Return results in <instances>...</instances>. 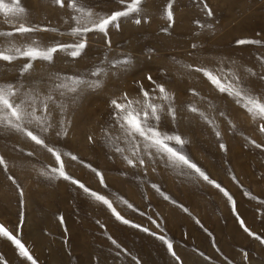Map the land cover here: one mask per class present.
Returning a JSON list of instances; mask_svg holds the SVG:
<instances>
[{
	"label": "rangeland",
	"instance_id": "obj_1",
	"mask_svg": "<svg viewBox=\"0 0 264 264\" xmlns=\"http://www.w3.org/2000/svg\"><path fill=\"white\" fill-rule=\"evenodd\" d=\"M130 2L77 0L73 8L72 0L63 6L55 0H18L23 13L0 11V50L12 49L5 54L86 42L77 57L68 49L51 61L0 60V85H12L18 95L11 99L17 103L31 97L36 114L45 118L43 126L51 125L42 132L36 121L23 122L45 147L0 124V226L25 245L36 264H264V244L255 238L264 239V119H253L196 71L207 69L224 83H242L264 102V0H143L139 12L121 17L106 34H72L88 12L93 19L107 16L126 10ZM169 2L172 22L165 16ZM5 3L13 6V0ZM21 25L41 30L22 34L16 31ZM28 63L32 66L25 70ZM73 79L86 83L73 85ZM91 82L99 86L89 87ZM157 84L169 94L167 101ZM145 91L147 102L162 109L159 130L185 141L182 148L171 146L220 184L231 201L194 170L166 162L155 149L149 155L141 138L126 136L111 102L127 103V96L140 101L133 104L140 109ZM133 144L139 146L137 156ZM49 147L61 154L67 175L105 196L130 223L53 173L60 163ZM160 236L172 243L179 260ZM0 264L32 261L0 236Z\"/></svg>",
	"mask_w": 264,
	"mask_h": 264
},
{
	"label": "snow or ice",
	"instance_id": "obj_2",
	"mask_svg": "<svg viewBox=\"0 0 264 264\" xmlns=\"http://www.w3.org/2000/svg\"><path fill=\"white\" fill-rule=\"evenodd\" d=\"M123 2V0H121ZM55 3L60 4L63 6L64 0H55ZM143 4V0H131V2L127 5L126 10L124 11H113L110 15L107 16H97L96 18H92V13L88 12L84 17L83 21H78V23H82V27H76L72 29L73 35H82L83 33L90 32V31H99L101 33H107V30L110 25H116V22L124 16H128L131 13L139 12L141 10ZM73 8L77 7V0H72L70 5ZM83 12V9H79ZM0 11L4 13H23L24 9L19 6L18 0H13V6L10 7L8 4L5 3V0H0ZM211 11L208 12V15H211ZM165 16L169 22L173 21V8L172 3L166 6L165 9ZM136 23H140V20H137ZM198 23V22H197ZM91 25V26H89ZM41 30L38 28H31L25 27L23 25L19 26L16 31L24 34L29 33L32 31ZM44 31H54V29H42ZM238 44H258L259 41L253 40H239L237 41ZM86 42L83 40L76 44L65 45L59 44L56 46L47 47L46 49H41L39 46H29L27 49L21 51L19 48L15 49L16 55L5 54L6 52H11L12 49L7 50H0V60L11 62L12 60L19 57H26L29 61L41 59L45 61H51L53 59V55L58 51H66L71 49L70 55L72 57H77L81 54L82 50L85 49ZM123 63H128L127 60L123 61ZM31 63H28L24 66L25 70L31 68ZM196 71L203 72V74L207 77V79L214 85L216 88L222 92L227 93L229 96H232L236 103L241 104L253 117V119L260 118L264 119V102H261L257 97L250 94L248 89L242 84H234V83H224L222 79L213 74L212 72L208 71L207 69L197 68ZM96 74V73H93ZM264 78V77H262ZM235 80H239L238 76L234 77ZM148 80L152 81V77L148 76ZM73 85H81L86 83L81 79H73ZM89 87H98V82H91L88 83ZM59 87H65V85H58ZM156 87L159 89V92L163 94V98L167 101L169 99V94L166 93L165 88L162 85L157 84ZM69 91L75 92L76 87L69 88ZM143 91V89H142ZM18 95V92L13 89L12 85H0V124H7L8 126L14 128L16 131H23L25 134L34 141L37 145H45V141L39 138L37 135L33 134L32 131H27L23 127V122L32 123L36 121L38 124L41 125V131L46 132L48 127H44L45 118L38 116L36 114V110L34 107L35 101L31 97H26L21 99L19 103L15 102L12 97ZM145 97V102L140 109L133 107V104L140 103V101H132L128 100L127 96L124 99L127 103H118L116 100H113L111 103L114 108L117 110L116 112V120L117 123L120 125V128L124 131L127 137H131L135 139L139 137L143 141V147L147 154L152 155V153L148 152L149 149H155V154L162 155L163 157L167 158L166 162H171L175 165H183L189 169L194 170L200 177L206 180L210 184H214V186L219 189L230 201L232 197L230 194L221 187L220 184L215 183V181L211 180L206 173L197 166V164L193 163L191 159L183 154L181 150H178L176 147L171 146L170 142H174L176 145H179L181 148L183 147L185 141L182 139L180 135H169L165 132H161L159 130V121L161 119L160 112L162 109L160 106L147 102L148 92H143ZM47 100H52V96L49 95ZM43 104V110L47 111L48 104L46 102H41ZM31 109V110H29ZM192 112H198V109L195 107L191 108ZM169 114L175 119V110L170 109ZM203 116V114L201 113ZM207 119L206 117H204ZM260 131L264 132V124L261 125ZM59 134V133H57ZM216 135L219 136L220 133L217 131ZM91 139V138H90ZM255 144V141H252ZM257 148L261 147L259 144H255ZM138 145H132V155L137 156L138 152ZM224 145L221 144V148ZM48 151L51 152L57 162L60 163L59 168H53L52 172L58 174L60 177H63L66 180H70L71 183L76 184L79 188L83 189L85 193L91 195L94 199L100 201L104 205H106L116 216L118 220H121L123 223L128 224L130 223L128 220L124 219L118 212H116L115 208H113L111 201H109L105 196L100 195L96 192L91 191L88 189L83 183L78 180L73 179L69 175L66 174L64 171L63 161L61 159V154L56 153L53 148L49 147ZM118 152H123L122 149H116ZM71 159L76 160L78 159L76 156H71ZM124 159L127 163L133 167L136 166V163L133 159L125 156ZM139 164L143 165L144 160L138 158ZM4 163L3 157H0V164ZM96 172L95 169H93ZM96 175L100 178V182H104V178L100 172H96ZM131 207V205H129ZM187 211V209H185ZM135 227H139V225H134ZM144 231H148V229H143ZM245 231H248L245 229ZM251 234V233H250ZM255 235V234H251ZM0 236L6 237L9 239L16 247L19 249V253L21 256L26 257L28 260L32 261V264H36L33 257L29 254L28 250L26 249L25 245L21 243V241L14 235H12L6 228L0 226ZM256 239L260 240L262 244H264V239H261L259 236L255 237ZM159 239L167 244L168 250L171 254L179 260V257L176 256V253L172 251L173 245L171 242L167 241L165 237L160 236ZM114 244L116 241H112ZM245 256L247 254L245 253Z\"/></svg>",
	"mask_w": 264,
	"mask_h": 264
}]
</instances>
